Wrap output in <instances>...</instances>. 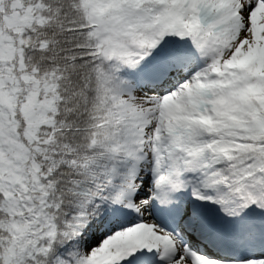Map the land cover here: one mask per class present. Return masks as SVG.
Returning <instances> with one entry per match:
<instances>
[{
    "label": "snow or ice",
    "instance_id": "obj_1",
    "mask_svg": "<svg viewBox=\"0 0 264 264\" xmlns=\"http://www.w3.org/2000/svg\"><path fill=\"white\" fill-rule=\"evenodd\" d=\"M0 264H264V0H0Z\"/></svg>",
    "mask_w": 264,
    "mask_h": 264
}]
</instances>
